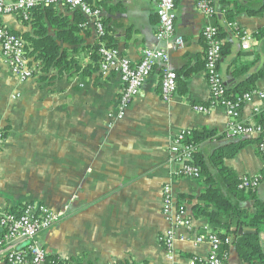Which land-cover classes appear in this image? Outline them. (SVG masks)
Masks as SVG:
<instances>
[{
	"label": "crops",
	"instance_id": "crops-1",
	"mask_svg": "<svg viewBox=\"0 0 264 264\" xmlns=\"http://www.w3.org/2000/svg\"><path fill=\"white\" fill-rule=\"evenodd\" d=\"M213 1L217 14L209 18L198 10L196 0H175V34L184 38L185 46L171 49L169 61L154 67L121 119L116 112L123 81L116 71L103 74L100 67L94 69L88 48L99 37L84 13L59 3L35 10L36 24L18 13L0 17L2 24L26 37H34L45 26L60 50L80 51L71 54L78 64L62 75L55 67L41 71L30 58L34 75L21 80L0 49V127L7 131L0 150V207L16 210L35 202L60 215L37 238L50 262L189 264L194 257L208 256V242L188 240L175 244L170 260L166 233L175 229L184 234L186 229L163 212V188L169 183L177 206H184L192 219L190 236L210 231L208 219L194 213L195 206L202 204L206 179L180 174L170 147L182 130L209 131L214 138L202 140L197 153L210 164L214 150L232 138L227 135L229 118L223 107L209 112L196 109L212 101L202 36L205 26L218 23L220 40L230 47L219 65L230 87L264 67V38L255 36L264 29V0ZM100 7L107 42L133 64L142 59L145 49L165 46L156 38L158 0H106ZM59 18L65 19L63 25ZM72 27L78 29L75 44L59 38ZM235 27L251 35L249 49L242 48ZM246 64L251 66L248 73L235 77L234 69ZM165 68L177 73V89L169 101L161 96ZM256 87L264 92V77ZM263 111L264 100L254 95L241 106L239 120L257 124ZM224 162L239 178L256 176L264 169L256 144ZM261 187L264 196V184ZM227 260L242 264L236 249ZM0 264L8 263L0 259Z\"/></svg>",
	"mask_w": 264,
	"mask_h": 264
},
{
	"label": "built area",
	"instance_id": "built-area-1",
	"mask_svg": "<svg viewBox=\"0 0 264 264\" xmlns=\"http://www.w3.org/2000/svg\"><path fill=\"white\" fill-rule=\"evenodd\" d=\"M106 0H0V17L7 14L22 12L27 19L32 10L37 6H54L59 3L66 4L72 9H79L93 23L100 39L99 53L101 55L100 69L103 74L116 71L120 74L124 87L119 99L116 116L118 119L124 117L127 108L134 98L141 92L142 87L154 67L158 63H167L171 49H181L185 46L184 38L175 34V21L177 16L175 0H158L157 15L159 18V29L156 38L165 42V46L152 47L144 50L142 59L133 64L131 60L122 56L116 47H108L102 38L106 34L105 24L102 20L100 3ZM200 12L211 18L217 14V8L212 0H196ZM232 25V23H229ZM218 27L207 24L202 32L207 42L205 54L206 70L211 89L210 106L200 105L196 107L199 111L209 112L221 106L225 109L229 118L227 135L230 137L248 136L264 137V124H249L239 120L241 106L258 95L264 100V92L254 91L245 93L236 99H230L227 95L224 78L219 70L221 58V40L217 38ZM251 35L243 32L241 45L243 49H249ZM0 49L9 61L11 71L21 80H26L34 75V69L30 67V59L27 56L25 41L8 27L0 22ZM177 89V73L165 68L161 80V96L163 100L169 101ZM190 129L180 131L174 138L170 152L174 154L180 163L179 173L194 179L201 178L198 165L193 162V144L187 139L191 134ZM6 140L4 128L0 127V150ZM264 149V143L260 144ZM264 174V171H263ZM263 174L256 176H244L241 178L240 188L255 189L261 185ZM163 212L167 219L174 220L177 226H183L186 233L178 234L175 229L169 230L165 235L168 258L174 260L175 244L193 240L195 243L208 242L209 254L205 260L194 257L189 264H229L227 258L222 255V247L230 243L231 239H222L211 231L200 234L194 238L190 236L192 231V219L188 216L184 206H177L171 184H165L163 188ZM60 215L42 203L29 202L18 210H6L0 207V259L8 264H59L48 260L47 251L40 245L38 235L41 231L49 229L58 222ZM21 243H26L20 246Z\"/></svg>",
	"mask_w": 264,
	"mask_h": 264
},
{
	"label": "trees",
	"instance_id": "trees-1",
	"mask_svg": "<svg viewBox=\"0 0 264 264\" xmlns=\"http://www.w3.org/2000/svg\"><path fill=\"white\" fill-rule=\"evenodd\" d=\"M212 3L215 5L214 1ZM100 5V4H99ZM53 6H37L35 7L31 15L25 19L22 12H18L21 18L28 22L32 21L34 24L38 22L34 15L35 10L46 9ZM216 7V6H215ZM60 24L63 25L65 19L59 18ZM58 21V22H59ZM38 25V24H37ZM218 27L217 38L220 39V26ZM234 30L241 39L243 32L241 29L235 27ZM77 27L69 29L65 36L59 38L63 41H69L75 44L77 41L76 32ZM20 35L25 41V48L27 56L31 58V63H37V67L43 71L48 72L51 67L59 68L60 75L65 71L69 72L78 64L79 59L76 57L71 58V54L80 52L79 50H60L57 41L48 35L45 26L40 27L35 31L34 37L22 36L20 33L13 31ZM73 36L74 39L70 38ZM107 31L102 40L108 47H114L107 42ZM257 39L264 38V29H261L255 35ZM32 38H35L32 39ZM32 40L34 44H29L26 41ZM206 42V40L204 39ZM222 43V42H221ZM37 44V47L35 46ZM100 39L97 44L90 46L88 52L92 62H95L94 69H99L101 55L99 53ZM207 50V42H206ZM230 53V47L227 45H221V58L227 56ZM219 60V65L220 61ZM206 64V59H205ZM250 64H246L242 67L235 68L233 75L237 78L248 73ZM220 70V68H219ZM221 72V71H220ZM222 74V73H221ZM223 76V74H222ZM264 77V67L256 73L247 74L242 82L234 87H230L225 78V86L227 89V95L230 99H236L245 93L256 91V81ZM259 124H264V111L260 114ZM5 134L7 133L6 129ZM214 134L209 131L196 132L191 131L187 142L193 144L195 151L193 152V162L199 166L201 176L206 179L207 189L202 195V204L197 205L194 208L196 216H203L208 219L209 230L216 233L222 239L230 238V243H225L222 247V255L226 258L230 255L232 249H236L239 253L242 264H264V196L260 194L262 184H264V174L261 179V185L255 189H243L240 188L241 178H239L235 170L225 165L226 158L234 157L244 147L256 144L257 153L264 161V149L260 147L261 143H264L263 136L248 137L237 136L232 137L231 141L221 147L214 150L211 156V163H207L205 159L199 156L198 148L199 143L203 140H212ZM251 202V205L248 202ZM26 203L20 206L22 208ZM16 209V210H18ZM254 230L255 233H243L239 234V229ZM59 263V262H52ZM200 264V263H199Z\"/></svg>",
	"mask_w": 264,
	"mask_h": 264
},
{
	"label": "water",
	"instance_id": "water-1",
	"mask_svg": "<svg viewBox=\"0 0 264 264\" xmlns=\"http://www.w3.org/2000/svg\"><path fill=\"white\" fill-rule=\"evenodd\" d=\"M256 231L254 230H244L242 228L239 229V234H243V233H255Z\"/></svg>",
	"mask_w": 264,
	"mask_h": 264
}]
</instances>
